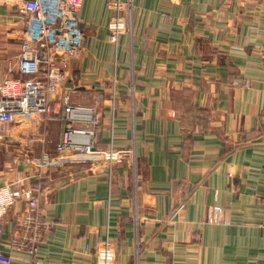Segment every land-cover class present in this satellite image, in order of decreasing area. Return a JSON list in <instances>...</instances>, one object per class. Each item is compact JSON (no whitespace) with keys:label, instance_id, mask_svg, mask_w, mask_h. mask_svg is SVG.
I'll list each match as a JSON object with an SVG mask.
<instances>
[{"label":"crops","instance_id":"1","mask_svg":"<svg viewBox=\"0 0 264 264\" xmlns=\"http://www.w3.org/2000/svg\"><path fill=\"white\" fill-rule=\"evenodd\" d=\"M118 1L83 0L85 49L68 85L80 103L101 93L96 152L137 149L140 251L129 165L109 182L99 155H60L64 125L55 114L43 119L40 94L0 104L16 121L12 137H0V186L41 167L29 185L51 226L33 256L21 245L34 234L18 203L4 217L0 252L10 264H101L110 239L114 264H264V0H120L131 2L133 20L115 45ZM20 25L0 5V80L19 52L21 42L14 53L6 47Z\"/></svg>","mask_w":264,"mask_h":264},{"label":"built area","instance_id":"2","mask_svg":"<svg viewBox=\"0 0 264 264\" xmlns=\"http://www.w3.org/2000/svg\"><path fill=\"white\" fill-rule=\"evenodd\" d=\"M0 5L14 10L15 16L23 25L19 52L9 61V76L0 80V104L32 100L36 95L41 94L45 100L43 119L48 121L55 114L64 125L63 134L56 147L60 155L65 153L99 155L107 170L109 182L113 180L118 164L129 165L135 189L133 225L137 250L140 251L143 217L139 213L138 186L141 182V164L137 149L136 147L116 148L111 143L106 149L96 152L99 149L102 122L98 103L101 93L94 92L93 104L80 103L73 99L79 90L68 85L72 75L71 63L78 59L85 49V32L80 26L78 14L83 0H0ZM130 6L131 2L125 8L120 0L117 3L116 14L109 25L110 41L115 45L122 34L131 32L133 13ZM116 83L115 79L112 87L113 98L116 94ZM134 95L133 84L130 90L132 101L135 99ZM55 103H59L61 107L59 113L54 111ZM15 123L13 117L2 113L0 109V137H12L11 126ZM33 164L27 159L29 167ZM40 164L50 163L44 160V163ZM37 167L34 171L18 170L17 181L0 186V237L3 233L4 217L18 203H24L26 205L24 222L32 226L34 237L30 243L21 245L25 246L33 256H36V245L42 237V227L49 229L51 226L42 223L39 190L29 185L34 180L42 178L43 171L39 170L41 167ZM262 227L264 228V219ZM98 259L101 264H114L116 253L110 247V239H107L99 252ZM11 261L10 254L0 252V264H10ZM33 263L41 264L38 260H34Z\"/></svg>","mask_w":264,"mask_h":264},{"label":"rangeland","instance_id":"3","mask_svg":"<svg viewBox=\"0 0 264 264\" xmlns=\"http://www.w3.org/2000/svg\"><path fill=\"white\" fill-rule=\"evenodd\" d=\"M22 28H23V25H20V28L18 30L19 33H20V31L22 32ZM21 37H22V33H20V35H18L17 37H14L12 42H10V41L8 42V47H6V49L8 48L7 50H10V54L14 53L17 50V48L21 42ZM1 47L2 46H0V49H1ZM14 134H15V131H14Z\"/></svg>","mask_w":264,"mask_h":264}]
</instances>
